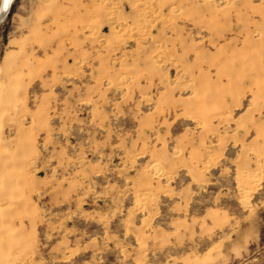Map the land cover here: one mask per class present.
Here are the masks:
<instances>
[{"label": "rangeland", "instance_id": "1", "mask_svg": "<svg viewBox=\"0 0 264 264\" xmlns=\"http://www.w3.org/2000/svg\"><path fill=\"white\" fill-rule=\"evenodd\" d=\"M0 16V264H264V0Z\"/></svg>", "mask_w": 264, "mask_h": 264}, {"label": "bare ground", "instance_id": "2", "mask_svg": "<svg viewBox=\"0 0 264 264\" xmlns=\"http://www.w3.org/2000/svg\"><path fill=\"white\" fill-rule=\"evenodd\" d=\"M12 0H10L9 4L7 7H5V0H1V3H0V15L1 14H5L9 8V5L11 3ZM1 17V16H0Z\"/></svg>", "mask_w": 264, "mask_h": 264}, {"label": "snow or ice", "instance_id": "3", "mask_svg": "<svg viewBox=\"0 0 264 264\" xmlns=\"http://www.w3.org/2000/svg\"><path fill=\"white\" fill-rule=\"evenodd\" d=\"M9 2H10V0H5V7L8 6Z\"/></svg>", "mask_w": 264, "mask_h": 264}]
</instances>
